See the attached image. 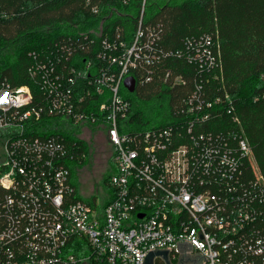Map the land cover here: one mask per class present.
Here are the masks:
<instances>
[{"label":"built area","instance_id":"built-area-1","mask_svg":"<svg viewBox=\"0 0 264 264\" xmlns=\"http://www.w3.org/2000/svg\"><path fill=\"white\" fill-rule=\"evenodd\" d=\"M160 39L140 20L131 43L102 39L94 70L91 58L71 64L96 44L82 34L69 39L77 50L42 59L41 103L28 86L0 87V264H146L158 251L168 264H264V176L234 100L207 89L222 70L218 33L187 38L177 51ZM171 57L193 67L192 89L174 94L162 123L132 122L125 79L186 86L163 69ZM56 119L104 131L115 164L105 205L79 197L70 165L86 159L85 142L51 134ZM167 262L163 254L153 260Z\"/></svg>","mask_w":264,"mask_h":264},{"label":"trees","instance_id":"trees-1","mask_svg":"<svg viewBox=\"0 0 264 264\" xmlns=\"http://www.w3.org/2000/svg\"><path fill=\"white\" fill-rule=\"evenodd\" d=\"M140 20L145 30L159 32V42L166 51L183 49L187 38L218 33L222 70L215 75L219 76L222 88H218L220 83L215 78L207 89L227 92L234 100L236 114L264 176V0H172L168 3L155 0H0V87L3 84L12 88L29 86L33 104L41 103V74L37 68L42 59L49 60L48 56L57 51L67 54L68 50H77L70 45L69 39L88 34L95 40V46L89 52L78 51L71 64L81 68L82 63L91 58L95 70L102 65L96 59L102 39L108 37L112 41L119 34L121 40L131 43ZM102 21L105 25L99 36L93 29ZM66 44L64 49L60 47ZM162 66L163 69L171 68L172 76L183 75L188 80L187 85L169 88L156 76L155 82L137 86L133 94L124 88L122 92L133 101L134 108L139 96L147 99L171 96L173 102L174 94L192 89L195 71L186 61L171 57ZM210 75L213 73L207 76ZM84 84L81 80L79 92L86 88ZM131 121L149 124L142 111L132 114ZM46 123L47 120H42L34 125L37 134ZM48 126L47 129H53ZM5 138L6 133L0 131L1 148ZM69 140L73 138L70 136ZM79 144L80 151L87 153L88 146ZM85 160L79 164L84 165Z\"/></svg>","mask_w":264,"mask_h":264},{"label":"rangeland","instance_id":"rangeland-1","mask_svg":"<svg viewBox=\"0 0 264 264\" xmlns=\"http://www.w3.org/2000/svg\"><path fill=\"white\" fill-rule=\"evenodd\" d=\"M155 1L168 3L172 0ZM104 25V21H102L93 31L99 36L102 35ZM217 80L220 83L218 88L221 89L222 82L219 79ZM134 103H136L135 110L142 111L147 120L146 122L153 125H158L167 119L173 106L171 96L168 99L156 97L147 99L139 96L137 100L135 99ZM52 125L54 128L49 131L51 134L61 135L67 139L73 135L75 139H82L87 144L88 151L85 164L80 165L74 162L70 165L73 171V184L77 187L81 199L105 205L109 201L111 193L106 179L115 171V164L111 162L112 147L104 140V131L100 126L79 127L65 121V119H56ZM2 162L3 151L0 146V164Z\"/></svg>","mask_w":264,"mask_h":264},{"label":"water","instance_id":"water-1","mask_svg":"<svg viewBox=\"0 0 264 264\" xmlns=\"http://www.w3.org/2000/svg\"><path fill=\"white\" fill-rule=\"evenodd\" d=\"M124 87L130 92V93H134L135 90H136V80L134 77L132 76H129L125 79L124 81ZM143 217V216H141ZM163 254L164 255V259L166 260L167 262V251H163V252H160L158 251L157 253H150L146 259V264H153V260H154V257L155 255H161ZM168 264V262H167Z\"/></svg>","mask_w":264,"mask_h":264},{"label":"flooded vegetation","instance_id":"flooded-vegetation-1","mask_svg":"<svg viewBox=\"0 0 264 264\" xmlns=\"http://www.w3.org/2000/svg\"><path fill=\"white\" fill-rule=\"evenodd\" d=\"M111 156H112V152H111ZM112 158V157H111Z\"/></svg>","mask_w":264,"mask_h":264},{"label":"snow or ice","instance_id":"snow-or-ice-1","mask_svg":"<svg viewBox=\"0 0 264 264\" xmlns=\"http://www.w3.org/2000/svg\"><path fill=\"white\" fill-rule=\"evenodd\" d=\"M6 95H7V94H5V98H6Z\"/></svg>","mask_w":264,"mask_h":264}]
</instances>
